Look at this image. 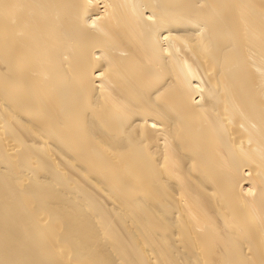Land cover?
<instances>
[{"label": "bare ground", "instance_id": "obj_1", "mask_svg": "<svg viewBox=\"0 0 264 264\" xmlns=\"http://www.w3.org/2000/svg\"><path fill=\"white\" fill-rule=\"evenodd\" d=\"M0 264H264V0H0Z\"/></svg>", "mask_w": 264, "mask_h": 264}]
</instances>
